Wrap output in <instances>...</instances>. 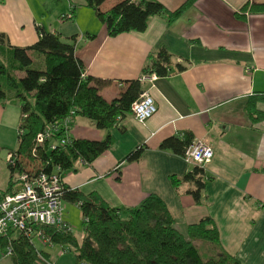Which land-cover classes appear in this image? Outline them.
<instances>
[{"label":"crops","instance_id":"0c3cea01","mask_svg":"<svg viewBox=\"0 0 264 264\" xmlns=\"http://www.w3.org/2000/svg\"><path fill=\"white\" fill-rule=\"evenodd\" d=\"M160 1L170 11L186 2ZM118 2L106 0L101 9ZM253 4L264 0H196L173 22L166 14L153 15L143 32L108 36L86 0H0V32L9 40L0 49L31 46L42 28L64 38L76 36V55L87 76L109 81L100 92L110 101L127 80L141 77L150 53L167 48L174 55L172 67L180 62L187 68L145 81L157 113L145 124L130 114L110 129L77 116L71 138L103 140L110 134L113 143L93 163L77 162L61 171L64 182L81 193H98L122 210L155 193L182 232L210 216L224 251L245 264H264V101H256L253 115L250 108L264 95V13L252 11ZM64 14L73 16L63 19ZM21 106L17 98L0 102V147L7 157L19 144ZM185 132L213 149L204 165L203 203L187 192L188 183L177 188L172 182L171 176L182 177L191 164L160 145L170 136L184 138ZM139 146L140 158L128 159ZM39 243L54 261L55 245ZM4 251L0 244V264H15Z\"/></svg>","mask_w":264,"mask_h":264},{"label":"trees","instance_id":"16d2710c","mask_svg":"<svg viewBox=\"0 0 264 264\" xmlns=\"http://www.w3.org/2000/svg\"><path fill=\"white\" fill-rule=\"evenodd\" d=\"M105 1L86 0V3L107 26L108 36L143 32L153 15L166 14L169 22H173L196 2L186 0L170 11L160 0H119L104 11L101 5ZM252 11L264 13V4H253ZM72 16L64 14L63 19ZM38 39L31 46L10 44L9 48L0 49V102L12 98L22 102L19 144L8 151L17 155L16 164L14 166L7 161L11 175L9 186L0 189V200L5 193L14 192L16 172L24 170L37 175L57 165H61L62 171L71 170L80 159L93 163L113 143L110 134L103 140L73 138L67 145L53 150L37 149L34 155V138L46 124L68 115L72 116L73 122L77 116L83 115L100 129L119 126L126 116L133 115L134 101L146 88L140 77L127 80L120 95L109 101L100 92V88L109 81L87 76L84 61L76 55V36L64 38L42 28ZM0 43H9L8 36L3 32H0ZM148 56L142 75L167 76L172 69L178 71L187 68L180 62L172 67L174 55L165 47ZM18 72L24 75L21 77ZM258 100L264 101V95L253 99L250 106L252 115L257 112L255 106ZM185 133L184 138L170 136L163 140L161 148L171 149L185 157L187 148L194 140L193 133ZM142 150L143 147L139 146L128 155V159H139ZM191 166V170L182 177L171 176L172 182L177 188L188 183L187 192L196 202L203 203L205 166L196 162ZM67 187L63 193L64 202L78 205L83 215L81 238L76 236L74 230L60 232L45 225H41V229L49 239L44 244L65 248L64 253L75 251L79 264H245L223 250L216 222L210 216L201 218L182 232L166 201L155 193L144 198L139 205L122 210L112 207L98 193L86 194ZM7 237L0 240L3 249H6ZM198 242L209 244L214 255L205 258ZM60 248L59 255H62ZM9 256L15 264H56L47 251L37 247L35 240L21 233L14 236L13 254Z\"/></svg>","mask_w":264,"mask_h":264},{"label":"built area","instance_id":"2783aa9c","mask_svg":"<svg viewBox=\"0 0 264 264\" xmlns=\"http://www.w3.org/2000/svg\"><path fill=\"white\" fill-rule=\"evenodd\" d=\"M157 76V75H156ZM155 75H141L142 81L154 82ZM132 106L133 116L142 124L157 113V105L150 90L145 89ZM74 113V112H72ZM73 118L68 115L63 119L46 124L43 130L35 136L34 155L37 149H56L67 145L73 140L69 135V125ZM212 147L204 141L194 139L185 152V159L189 164L196 162L205 165L213 158ZM17 155L9 153L7 161L13 163ZM79 163H85L80 159ZM61 165L54 166L48 172L40 171L37 175L20 171L15 173L14 192H7L0 200V240L7 236L6 255L13 254V238L18 233L24 234L37 242L48 243L41 225L53 227L60 232H71L74 227L64 216L65 207L63 193L67 184L62 177ZM60 248V254L65 252ZM85 264V263H82Z\"/></svg>","mask_w":264,"mask_h":264},{"label":"rangeland","instance_id":"374dc122","mask_svg":"<svg viewBox=\"0 0 264 264\" xmlns=\"http://www.w3.org/2000/svg\"><path fill=\"white\" fill-rule=\"evenodd\" d=\"M10 170L7 163V153L3 150L0 151V187L1 188H7L8 179L10 177ZM65 207V213L64 216H67L70 218V223L72 227H74V233L78 238H81L83 233V215L81 213V208L76 205L75 203H66ZM67 207L69 210L67 211ZM67 211V212H66ZM37 247H42V244L37 242ZM202 255L205 258H208L209 256H212V251L209 249V244H206L204 242H198L197 243ZM59 248L58 246L52 247V259L55 261L56 264H79V261L76 259L75 251H68L67 253H63L62 255H59ZM48 250V248H45ZM50 250V249H49Z\"/></svg>","mask_w":264,"mask_h":264}]
</instances>
